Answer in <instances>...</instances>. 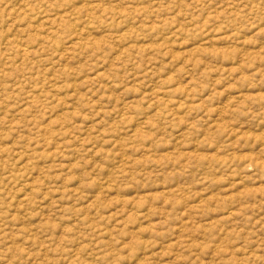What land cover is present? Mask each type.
Instances as JSON below:
<instances>
[{
  "label": "rangeland",
  "instance_id": "374dc122",
  "mask_svg": "<svg viewBox=\"0 0 264 264\" xmlns=\"http://www.w3.org/2000/svg\"><path fill=\"white\" fill-rule=\"evenodd\" d=\"M0 264H264V0H0Z\"/></svg>",
  "mask_w": 264,
  "mask_h": 264
}]
</instances>
